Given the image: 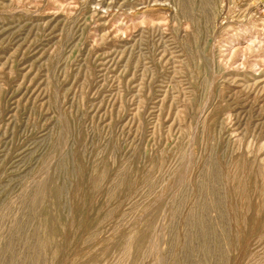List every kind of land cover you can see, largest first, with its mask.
I'll list each match as a JSON object with an SVG mask.
<instances>
[{
    "label": "rangeland",
    "instance_id": "rangeland-1",
    "mask_svg": "<svg viewBox=\"0 0 264 264\" xmlns=\"http://www.w3.org/2000/svg\"><path fill=\"white\" fill-rule=\"evenodd\" d=\"M187 1L0 0V264H264V0Z\"/></svg>",
    "mask_w": 264,
    "mask_h": 264
},
{
    "label": "bare ground",
    "instance_id": "bare-ground-1",
    "mask_svg": "<svg viewBox=\"0 0 264 264\" xmlns=\"http://www.w3.org/2000/svg\"><path fill=\"white\" fill-rule=\"evenodd\" d=\"M174 1V0H173ZM177 1V0H176ZM185 1H186V3H188V1L187 0H182V11L189 17V18H191L190 16L191 15H193V9L191 10V8H188V5L185 3ZM195 1V0H194ZM207 1V0H206ZM241 1V0H240ZM259 1V0H258ZM152 2V1H151ZM252 2V1H251ZM257 2V1H256ZM260 2V1H259ZM259 2H258V4H259ZM180 4H181V2H180ZM194 4V3H193ZM199 4V3H198ZM248 4H250V3H248ZM92 5V4H91ZM138 5V4H137ZM206 5V4H205ZM252 5V4H251ZM255 5H257V4H255ZM262 5V4H261ZM260 5V6H261ZM181 6V5H180ZM193 6V5H192ZM254 6V5H253ZM159 7H161V5L159 6ZM158 7V8H159ZM191 7V6H190ZM258 7V6H257ZM162 8V7H161ZM196 8V7H195ZM200 8V7H199ZM202 8V7H201ZM253 8V7H252ZM260 9H262V7H259ZM131 9V8H130ZM152 9V8H151ZM150 9V10H151ZM163 9V8H162ZM162 9H159V10H162ZM251 9V8H250ZM155 10H157V9H155ZM155 10H151V11H155ZM163 10H165V9H163ZM208 10H210V9H208ZM241 10V9H240ZM143 11H145V10H143ZM142 11V12H143ZM194 11H196V10H194ZM203 11V10H202ZM207 11V10H206ZM148 12V11H147ZM147 12H144L145 14L147 13ZM211 12V11H210ZM163 13V12H162ZM169 13V12H168ZM197 13V12H196ZM202 13V12H201ZM144 14V15H145ZM165 14V13H164ZM182 14V13H181ZM147 15V14H146ZM145 15V16H146ZM173 16V15H172ZM68 17V16H67ZM134 16H132V18H133ZM136 17V16H135ZM144 17V16H143ZM258 17V16H257ZM137 19V18H136ZM139 19V18H138ZM166 19V18H165ZM206 19V18H205ZM214 19V18H213ZM156 20V19H155ZM208 20V19H207ZM182 21H183V19H182ZM185 21V20H184ZM172 22V21H171ZM207 22V21H206ZM209 22V21H208ZM262 22V21H261ZM194 23V22H193ZM214 23V22H213ZM166 24V23H165ZM202 24V23H201ZM209 24H210V22H209ZM238 24V23H237ZM249 25L248 26H246V27H243V32H245L244 34L245 35H247V34H249L250 33V35L248 36H246V39H247V41H249L246 45H245V47H244V50H248V51H255V50H253V49H256V51L259 49V50H262V48H264V36H261V35H258V34H255L256 33V30H257V28H258V26L259 25H263V24H261V23H259V22H257V21H253V22H251L250 21V23H248ZM164 25V24H163ZM157 26H158V24H157ZM167 26V25H166ZM192 26V25H191ZM241 27V26H240ZM191 28V27H190ZM156 30V29H155ZM154 30V31H155ZM162 30V29H161ZM234 30V29H233ZM242 30V29H241ZM160 32H162V31H159V33ZM236 34V33H235ZM245 37V36H244ZM246 41V42H247ZM234 42H236V41H234ZM214 51V50H213ZM245 52V51H244ZM262 52V51H261ZM241 53V52H240ZM213 54V53H212ZM251 54H252V52H251ZM249 55V54H248ZM259 55H260V53H259ZM252 56V55H251ZM254 57V56H253ZM248 58V57H247ZM212 60H214V58L212 59ZM261 60H262V62L264 63V57H261ZM210 63V62H209ZM244 63H246V62H244ZM259 58L256 56V59L254 58L253 60L251 59V61L249 62V67L252 69V70H258L257 69V67L259 66ZM262 64V63H261ZM248 65V64H247ZM210 67V66H209ZM244 69V68H243ZM211 72V71H210ZM236 72V71H235ZM263 72V71H262ZM249 74V73H248ZM232 75V74H231ZM249 75H251V74H249ZM262 75V74H261ZM257 76V75H256ZM258 76H260V75H258ZM232 77V76H231ZM261 77V76H260ZM226 78H227V76H226ZM245 78V77H244ZM255 78H257V77H255ZM229 79H231V78H229ZM259 79V78H258ZM213 80V79H212ZM232 80H233V78H232ZM242 81V80H241ZM213 82V81H212ZM243 82H244V80H243ZM248 82V81H247ZM253 82H254V80H253ZM258 83V82H257ZM261 83V82H260ZM259 83V84H260ZM249 85V84H248ZM258 86V85H257ZM260 86V85H259ZM258 86V87H259ZM251 87V86H250ZM254 87V86H253ZM258 87H256L257 89H258ZM260 89H262L261 87H260ZM214 90V89H213ZM211 92V91H210ZM259 92V91H258ZM262 95V94H261ZM208 99V98H207ZM213 101V100H212ZM215 101V100H214ZM214 103V102H213ZM212 106H214V104L212 105ZM204 109V108H203ZM227 111V110H226ZM234 112V111H233ZM201 113V112H200ZM209 115V114H208ZM200 116V115H199ZM198 116V117H199ZM233 120V119H232ZM205 121V120H204ZM226 126V125H225ZM194 127V126H193ZM213 128V127H212ZM196 129V128H195ZM203 134V133H202ZM206 135V134H205ZM192 140V139H191ZM194 141V140H193ZM204 141V140H203ZM214 143V142H213ZM245 165V164H244ZM237 168V167H236ZM242 169V168H241ZM249 169V168H248ZM231 170V169H230ZM243 170V169H242ZM199 180V179H198ZM234 189V188H233ZM231 192V191H230ZM248 209V208H247ZM263 209V208H262ZM94 219V218H93ZM88 220V219H87ZM203 222V221H202ZM183 239H184V237H183ZM185 241V240H184ZM189 242V241H188ZM204 248V247H203Z\"/></svg>",
    "mask_w": 264,
    "mask_h": 264
}]
</instances>
